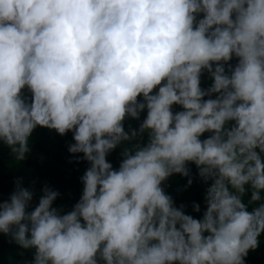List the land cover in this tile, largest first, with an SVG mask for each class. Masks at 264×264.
<instances>
[{
    "label": "clouds",
    "instance_id": "9594fccd",
    "mask_svg": "<svg viewBox=\"0 0 264 264\" xmlns=\"http://www.w3.org/2000/svg\"><path fill=\"white\" fill-rule=\"evenodd\" d=\"M37 127L71 133L88 167L69 211L47 185L33 206L20 179L0 202L23 264H245L264 234V0H0V145L15 162ZM189 164L199 219L164 187L191 185Z\"/></svg>",
    "mask_w": 264,
    "mask_h": 264
},
{
    "label": "trees",
    "instance_id": "16d2710c",
    "mask_svg": "<svg viewBox=\"0 0 264 264\" xmlns=\"http://www.w3.org/2000/svg\"><path fill=\"white\" fill-rule=\"evenodd\" d=\"M235 62V59L230 61L232 64ZM210 83L207 73L202 74L201 87L206 88ZM173 110L180 109L174 105ZM143 116L144 113H141L140 119ZM138 124V120L124 121L126 130L129 127L136 128ZM72 142L71 133L60 136L53 130L37 127L30 137V152L25 160L18 163L13 160L9 150L0 145V202L9 197L14 190V182L20 179L23 187L31 188L34 192L31 202L33 206L38 200L41 188L47 185L59 193L53 206L62 207L64 211L71 210L81 195L80 177L88 167V163L80 158L82 154H71L67 151ZM107 160L113 168H117L121 160L120 149L113 150ZM188 167L192 177L191 185L185 187L188 177L174 174L164 182V187L177 206L182 203L187 205L186 214L199 219L204 211L203 194L206 185L197 176L196 167L191 164ZM192 202L200 205V212L192 211ZM259 239V246L254 251H249L245 264H264V234ZM31 255L30 251L20 250L6 236L0 234V264H23L24 261L31 260Z\"/></svg>",
    "mask_w": 264,
    "mask_h": 264
}]
</instances>
